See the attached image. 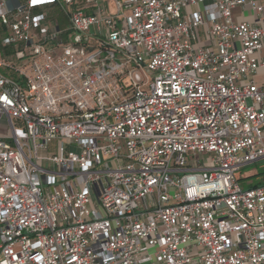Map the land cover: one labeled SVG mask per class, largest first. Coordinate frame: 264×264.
<instances>
[{"label":"built area","instance_id":"built-area-1","mask_svg":"<svg viewBox=\"0 0 264 264\" xmlns=\"http://www.w3.org/2000/svg\"><path fill=\"white\" fill-rule=\"evenodd\" d=\"M260 71L264 0H0V264H264Z\"/></svg>","mask_w":264,"mask_h":264},{"label":"rangeland","instance_id":"rangeland-1","mask_svg":"<svg viewBox=\"0 0 264 264\" xmlns=\"http://www.w3.org/2000/svg\"><path fill=\"white\" fill-rule=\"evenodd\" d=\"M57 20L61 25H65L67 20L64 14H59L57 16ZM36 48L33 46H29L25 49L19 50L18 48L9 47L7 49L8 57L10 60L18 65L22 59L33 54ZM255 82L261 84L264 82V72L260 71V73L253 76ZM11 132H7L6 130H2L1 134L3 136H8ZM261 174H264V159L257 160L255 162L249 163L243 166L237 173L236 176L240 179V182L243 186H247L249 181L257 182V177Z\"/></svg>","mask_w":264,"mask_h":264},{"label":"trees","instance_id":"trees-1","mask_svg":"<svg viewBox=\"0 0 264 264\" xmlns=\"http://www.w3.org/2000/svg\"><path fill=\"white\" fill-rule=\"evenodd\" d=\"M259 185V182H255L254 184H252L251 186H257ZM248 186V185H247Z\"/></svg>","mask_w":264,"mask_h":264}]
</instances>
